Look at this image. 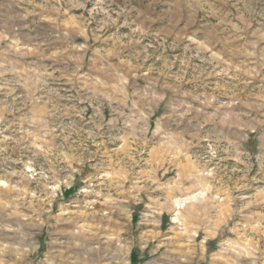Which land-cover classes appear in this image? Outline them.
Masks as SVG:
<instances>
[{
    "label": "rangeland",
    "instance_id": "1",
    "mask_svg": "<svg viewBox=\"0 0 264 264\" xmlns=\"http://www.w3.org/2000/svg\"><path fill=\"white\" fill-rule=\"evenodd\" d=\"M0 264H264V0H0Z\"/></svg>",
    "mask_w": 264,
    "mask_h": 264
}]
</instances>
